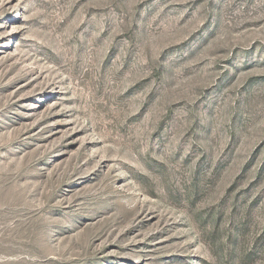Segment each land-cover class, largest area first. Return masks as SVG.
Instances as JSON below:
<instances>
[{"label": "rangeland", "instance_id": "1", "mask_svg": "<svg viewBox=\"0 0 264 264\" xmlns=\"http://www.w3.org/2000/svg\"><path fill=\"white\" fill-rule=\"evenodd\" d=\"M0 264H264V0H0Z\"/></svg>", "mask_w": 264, "mask_h": 264}]
</instances>
